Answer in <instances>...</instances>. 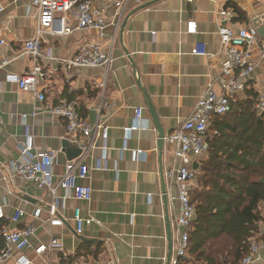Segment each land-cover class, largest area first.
Returning a JSON list of instances; mask_svg holds the SVG:
<instances>
[{"label": "crops", "instance_id": "crops-1", "mask_svg": "<svg viewBox=\"0 0 264 264\" xmlns=\"http://www.w3.org/2000/svg\"><path fill=\"white\" fill-rule=\"evenodd\" d=\"M120 1L94 2L105 13L107 28L103 36L91 29H73L65 34L46 33L43 38L42 51L55 56H71L79 44L92 42L110 51L113 58L107 75L102 68L66 70L60 67L40 83L46 102L55 104L61 98L73 100L82 118L91 123L99 119L108 126V138L98 140L87 159L88 178L77 180L90 186V200L63 198L64 190L58 189L56 218L62 223L56 225L51 224L48 212L53 201L51 193L11 175L8 167L19 158L20 142L29 136L33 152L57 150L52 164V180L56 183L65 165L78 155L79 148L69 139L62 118L44 112L43 103L34 94L19 90L6 79V75L21 74L32 66V60L22 52L21 43L33 36L37 12L32 0H0V39L6 42L0 46V56L11 59L0 70L3 120L0 124V205L5 214L2 224L8 229L35 227L29 246L23 250L30 264H69L75 257L110 260V264L166 263L169 246L166 209L172 254L176 247V211L169 201V194H175L176 187L166 184L164 176L173 163L174 147L164 140L162 149L158 148V134L142 90L150 99L165 138L191 114L198 97L219 74L224 50L218 28L251 26L258 18L264 26V0H128L117 36L111 42L113 19ZM222 10H228L230 15H221ZM68 21L73 27L74 21ZM189 22L195 24L194 32H187ZM257 41L264 43V31L258 33ZM198 42L205 44V56L191 54ZM256 59L257 65L246 85L250 84L260 93L264 89V56ZM246 85L232 102L246 99ZM138 106L143 108V118L149 127L126 136L124 128L132 124L134 108ZM20 114L26 118L20 120ZM136 150L140 151L137 156ZM99 159L104 165L95 169ZM24 202V215L18 222H11L15 209ZM37 209L40 212L35 215ZM75 209L83 219L91 220L80 234L75 232L72 219ZM51 237L61 241L62 249H48L36 255L34 248ZM1 242L0 233V245ZM259 256L258 264H264V247ZM1 264H13V261Z\"/></svg>", "mask_w": 264, "mask_h": 264}, {"label": "built area", "instance_id": "built-area-1", "mask_svg": "<svg viewBox=\"0 0 264 264\" xmlns=\"http://www.w3.org/2000/svg\"><path fill=\"white\" fill-rule=\"evenodd\" d=\"M95 1L102 0H32V5L37 12V24L32 37L22 41V52L32 60V66L21 74H8L6 79L15 83L19 90L34 94L35 98L43 103V111L60 117L65 123V130L69 139L79 148L78 155L66 165L63 174L56 183L52 180V164L57 155V150L32 151L31 138L20 142L19 158L11 162L8 171L11 175L22 180L34 183L41 189L48 190L53 201L49 204L48 212L51 224L59 225L62 222L56 218L57 190L63 189L67 198L71 196L78 201H89L91 188L86 184L77 183L78 179H87L90 167L87 159L91 157L92 150L98 140L105 141L108 138V126L97 119L89 122L82 118L77 111L75 101L61 98L52 104L45 101L40 83L52 77L63 68H102L107 75L113 58L111 52H106L97 43L87 42L77 46L73 55L59 57L49 51H42V44L46 33L65 34L73 29H91L103 36L107 28L104 10L95 6ZM128 0L120 1L113 19V32L111 42L117 36ZM191 2L192 0H186ZM2 7H0V11ZM223 16H229L228 10L220 11ZM68 19L74 21V26L69 25ZM54 24H57L54 29ZM195 24L187 23V32H194ZM221 45L224 50V58L219 63V74L210 82L205 91L198 97L191 114L184 119L177 128L164 138L165 142L173 148V163L167 168L164 176L165 183L174 184L175 194H169V201L174 207L175 239L176 247L170 257L169 264H194L187 253L189 246V228L195 216V208L190 200V191L195 186L196 171L193 164H199L207 156L209 147V126L217 115H223L231 110V103L235 96L245 89L246 83L251 79L257 65L256 57L264 56V43H258V32L253 25L232 28L220 26L217 30ZM6 42L0 39V46ZM257 48V53H255ZM191 54L205 56L206 48L202 42L196 43L191 49ZM11 59L0 56V70L7 66ZM55 64L53 66L52 64ZM105 81L101 86L104 87ZM100 110V109H99ZM253 110L257 116L264 118V89L258 93ZM25 114H20L19 119L24 120ZM3 123L0 111V124ZM149 126L143 118V108H134L132 124L124 128L126 136L134 130L147 129ZM215 133V132H214ZM140 151H135V156ZM101 160H96L95 169L102 168ZM167 186V185H166ZM25 202L17 207L10 218L16 223L25 213ZM264 214V208H263ZM37 209L35 215H38ZM4 208L0 205V233L2 246L0 248V264L12 260L13 264H30L31 260L23 253L29 246L30 237L35 233V227L25 225L18 229H8L2 224ZM73 222L75 232L80 234L84 227L89 226L91 220L83 219L78 209L74 210ZM264 247V223L261 224L255 237L250 239L248 252L241 258L238 264H258L261 259L260 249ZM62 249V243L58 238L51 237L46 243H41L34 248L36 255H41L48 249ZM111 261H101L92 257H75L69 264H110Z\"/></svg>", "mask_w": 264, "mask_h": 264}, {"label": "trees", "instance_id": "trees-1", "mask_svg": "<svg viewBox=\"0 0 264 264\" xmlns=\"http://www.w3.org/2000/svg\"><path fill=\"white\" fill-rule=\"evenodd\" d=\"M246 88V99L209 126L207 156L190 191L187 253L194 264H238L264 223V118L253 110L258 93Z\"/></svg>", "mask_w": 264, "mask_h": 264}, {"label": "water", "instance_id": "water-1", "mask_svg": "<svg viewBox=\"0 0 264 264\" xmlns=\"http://www.w3.org/2000/svg\"><path fill=\"white\" fill-rule=\"evenodd\" d=\"M259 21H260L259 18L254 20L253 21V26L256 27L257 32L259 34H262V32L264 31V26H261L259 24ZM142 93H143V95L145 97L147 109H148V111H149V113L151 115V118L153 120L154 126H155L157 134H158V142H157L158 148L162 149V146H163V143H164V134L162 132V128L160 126V122L158 120V117L156 116V113L154 111V108H153V106H152V104L150 102V99H149L147 93L144 90H142ZM78 153H79V150H78ZM196 167H197V164L194 163L193 164V168L196 169ZM161 180H162L161 181L162 182V191H163V193H165L164 176H163L162 170H161ZM164 203L166 204V196L165 195H164ZM165 221H166V234H167V240H168V245H169L168 246V255H167L165 264H169L170 257H171V254H172V240H171V226H170V220H169V217H168L167 209L165 210Z\"/></svg>", "mask_w": 264, "mask_h": 264}]
</instances>
